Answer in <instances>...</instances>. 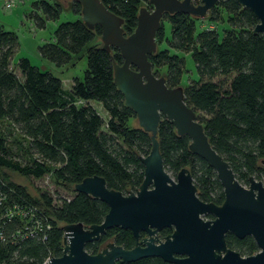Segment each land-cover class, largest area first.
Wrapping results in <instances>:
<instances>
[{"label":"trees","instance_id":"trees-1","mask_svg":"<svg viewBox=\"0 0 264 264\" xmlns=\"http://www.w3.org/2000/svg\"><path fill=\"white\" fill-rule=\"evenodd\" d=\"M100 1L123 19L124 34L130 35L142 0ZM70 10L76 21L60 24L54 42L38 49L42 59L61 69L86 58L83 79H73L69 90H64L59 78L26 58L17 60L13 68L18 37L0 26V181L4 183L0 193L7 199L0 206V215L10 206L33 207L49 226L43 235L23 238L19 233L24 223L18 217L3 225L6 241L0 242V264H44L62 256L63 226L80 223L89 228L102 223L108 207L74 189L83 179L102 177L109 190L124 195L135 192L143 181L140 158L149 154L150 138L139 126H130L136 116L125 107L114 84L111 58L119 65L122 59L115 48L110 53L102 49L98 26L93 30L85 27L78 2L72 0ZM61 11L59 4L35 2L30 18L43 28L46 21L57 20ZM164 20L170 23L171 37L166 38L163 27L160 29L157 50L149 57L154 71L170 88L183 85L185 101L197 110L210 142L239 180H263L264 34L254 33L257 18L237 0H219L205 20L226 25L221 38L213 30L196 33L199 19L188 15H167ZM181 54L193 60L197 81L182 83L185 61ZM218 78L229 80L223 86L215 82ZM92 104L100 105L107 118ZM158 135L163 141L161 156L166 172L176 176L188 169L202 201L220 204L222 187L215 172L189 152L186 137L177 136L164 118ZM24 157L27 161L22 163ZM7 172L28 180L48 177L68 196L55 200L41 189L32 195L12 182ZM14 235L15 240H11ZM226 241L229 247L234 246L233 237ZM106 243L125 250L134 245L129 231L112 228L99 242L88 243L85 250L95 255ZM243 245L246 253L257 249L250 239ZM129 264L168 263L145 258Z\"/></svg>","mask_w":264,"mask_h":264},{"label":"water","instance_id":"water-1","mask_svg":"<svg viewBox=\"0 0 264 264\" xmlns=\"http://www.w3.org/2000/svg\"><path fill=\"white\" fill-rule=\"evenodd\" d=\"M81 6L85 27L101 29L102 49L118 50L122 64L112 60L113 80L124 98L125 107L136 116L139 128L150 138L149 154L140 158L143 181L135 192L127 195L109 190L104 178H85L74 189L104 203L108 212L99 225L85 228L82 224L65 225L62 256L45 264H124L144 258H159L169 264H264V186L250 178L247 189L229 164L210 142L197 110L185 101L183 85L170 88L157 74L149 60L157 50V39L164 17L184 14L204 19L219 0H146L140 7L136 28L125 36L124 21L109 11L100 0H74ZM258 20L254 33L264 34V0H237ZM150 7V8H149ZM111 57V56H110ZM162 118L174 127L176 135L185 136L189 152L205 161L215 172L222 187L221 206L202 201L194 175L188 169L172 177L166 172L162 140L158 128ZM264 165V161H262ZM212 216L211 221L203 217ZM130 231L136 247L125 250L108 243L101 252L91 255L88 243L99 242L107 230ZM173 229L171 236L159 242L158 231ZM144 232L141 247L137 240ZM250 236L259 252L241 258L226 247L225 235Z\"/></svg>","mask_w":264,"mask_h":264},{"label":"rangeland","instance_id":"rangeland-1","mask_svg":"<svg viewBox=\"0 0 264 264\" xmlns=\"http://www.w3.org/2000/svg\"><path fill=\"white\" fill-rule=\"evenodd\" d=\"M41 1H45L51 5L59 4L62 7V11L57 20L46 21L43 28H38L30 16L33 13V4ZM147 5L146 0H142L141 6L146 7ZM71 6L72 0H16L15 7L9 12L4 10L3 4L0 1V26L6 31L15 33L18 37V49L12 63L13 68H15L17 60L26 58L33 66L39 68L41 71L50 72L55 77L59 78L64 90L70 89L73 79H83L84 71L86 69L85 57L78 60L71 67L61 69L42 59L38 50L40 46L54 42V33L60 24L76 21L77 16L70 10ZM38 15L43 18L41 13H38ZM205 19L206 18L196 21V33H200L204 30H213L218 32L221 38L223 35V29L226 25L221 21L210 24ZM162 27L165 37L170 39V23L163 20ZM181 57L185 61V72L182 78V83L185 85L192 81H197L198 75L193 60L186 54ZM228 80L229 79L227 78H218L215 82H219L224 86ZM92 107L102 116V118H107V115L101 109L100 105L92 104ZM130 126L137 127V120L135 119L131 121ZM13 151L17 154H21V152L15 147H13ZM21 161L22 163H24V161L26 162V157H24L23 160L21 159ZM7 174L12 182L25 187L30 193H32V195H35L36 189H41L43 192L49 193L55 200L68 196L63 190L57 188L53 184V181L48 177H43L40 180H28L17 174L10 172H7ZM169 174L175 178V175L171 173ZM102 247L103 245L101 248Z\"/></svg>","mask_w":264,"mask_h":264},{"label":"built area","instance_id":"built-area-1","mask_svg":"<svg viewBox=\"0 0 264 264\" xmlns=\"http://www.w3.org/2000/svg\"><path fill=\"white\" fill-rule=\"evenodd\" d=\"M3 4L5 11H11L15 5L16 0H0ZM0 187H4V183L0 181ZM7 202L6 195L0 193V206ZM16 217L24 223L22 226V232L19 235L23 238H29L34 236L43 235L45 230L49 229L48 225L44 224L43 217L38 214V210L33 207H20L10 206L4 210L3 215H0V242H5L6 238L2 233L3 225L11 223ZM15 235L12 236L11 240H15ZM49 260V259H48ZM48 260L45 262L47 263ZM44 263V264H45Z\"/></svg>","mask_w":264,"mask_h":264},{"label":"flooded vegetation","instance_id":"flooded-vegetation-1","mask_svg":"<svg viewBox=\"0 0 264 264\" xmlns=\"http://www.w3.org/2000/svg\"><path fill=\"white\" fill-rule=\"evenodd\" d=\"M261 165H262V169L264 170V165L262 164V162H261ZM250 178H254V179H256L255 177H250ZM250 178L248 179V183H243V185H244L247 189L250 187V181H249ZM256 180L262 182V184H263V186H264V179H263V180H258V179H256ZM222 194H223V190H222ZM223 202H224V194H223V197H222V198L220 197V204H217V206H221ZM206 203H208V202H206ZM209 203H210V202H209ZM212 204H214V203H212ZM214 205H216V204H214ZM213 219H214V218H213L212 216H210V215L203 217V220H204V221H211V220H213ZM173 231H174L173 229L164 228V229L158 231L154 236L157 238V240H158L159 242H164V241H165V238L168 237V236H171L172 233H173ZM129 232H130V231H129ZM130 233H131V232H130ZM131 236H132V234H131ZM229 236H230V237H233V245H234V246H232V247H229L228 244H227V241H226V238L229 237ZM145 238H146V239L148 238L147 235H146V233L141 232V233H140V237H139V239L137 240V243H138L141 247H143V245L141 244V240H142V239H145ZM132 239H133V241H134V245H133V247H132L131 249H133V248L136 247V240L134 239L133 236H132ZM248 239H250V240L255 244L253 238L250 237V236H246V237H244V238H237V237H235L233 234H231V233H227V234L225 235L226 247H227L228 250L233 251V252H235V253H238L239 256H240L241 258L251 257V256L253 255V252L256 251V253H258V252H259V249H258V247H257L256 244H255V246H256V248H257L256 250H253L251 253H246V252H244V251H246L247 249H245V246H244L243 244H244L245 241H247ZM102 245H103V244H102ZM102 245H101V246H102ZM106 245H107V243L104 244L102 248L100 247V249L98 250V253L101 252L103 249H105ZM131 249H129V250H131ZM144 259H145V258H144ZM155 259H159V258H155ZM160 260H161V259H160ZM165 263H166V262H165ZM117 264H118V263H117ZM124 264H129V263H124ZM168 264H169V263H168Z\"/></svg>","mask_w":264,"mask_h":264}]
</instances>
